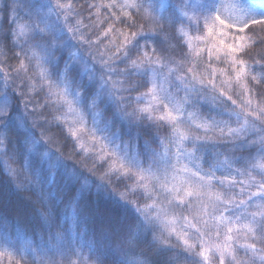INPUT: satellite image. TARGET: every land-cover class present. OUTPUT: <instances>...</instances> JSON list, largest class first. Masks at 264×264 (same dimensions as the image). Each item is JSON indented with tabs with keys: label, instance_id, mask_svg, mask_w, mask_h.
Segmentation results:
<instances>
[{
	"label": "snow or ice",
	"instance_id": "snow-or-ice-1",
	"mask_svg": "<svg viewBox=\"0 0 264 264\" xmlns=\"http://www.w3.org/2000/svg\"><path fill=\"white\" fill-rule=\"evenodd\" d=\"M50 10L67 38L49 42L19 0L0 4V82L23 109L19 119L15 107L0 105V162L15 188L39 185L16 164L10 122L39 128L48 143L46 126L127 182L119 197L141 220L128 243L150 234L155 264H264V37L255 38L264 18L240 0H51ZM65 50L70 58L54 77L50 65ZM74 65L94 89L83 106ZM102 100L156 126L152 164L127 146L122 156L89 127ZM24 139L28 153L48 159L41 140ZM76 235L55 231L42 245L0 247V264H99L98 250Z\"/></svg>",
	"mask_w": 264,
	"mask_h": 264
},
{
	"label": "clouds",
	"instance_id": "clouds-1",
	"mask_svg": "<svg viewBox=\"0 0 264 264\" xmlns=\"http://www.w3.org/2000/svg\"><path fill=\"white\" fill-rule=\"evenodd\" d=\"M143 22L138 20V23ZM49 42L53 36L48 35ZM86 79L75 76L72 79L73 89L87 88ZM94 93L88 96L89 101ZM99 119L106 131L98 134L97 128L89 119V127L105 139L110 147L119 146L120 154L124 155L125 146L130 154L144 163H153V156L160 148L156 126L146 120L132 121L123 118L116 103L112 100H102L97 104ZM41 140L43 151L53 155L55 159L68 165L73 176L72 180L62 181L50 190L37 191L32 189L21 194L26 201L35 207L36 223L40 230L33 233L44 240L50 232L60 231L71 234L77 232L75 239L92 244L98 250L99 264H132L141 260L144 264H155V253L149 247L151 235H140L133 245L128 243L129 237L137 231L141 220L134 208L122 201L119 193L125 190L126 181L116 174H106L107 162L101 163L94 153L85 154L75 143L62 136L55 129L45 134L52 137L44 143L39 128H31ZM23 143L24 134L15 135L12 143ZM223 150V146H216ZM210 157V152L207 154ZM211 161L209 160V163ZM17 166H23L17 159ZM39 185V184H38ZM35 190V195L33 191ZM46 195V200L40 195ZM47 211L51 222L44 220L43 212Z\"/></svg>",
	"mask_w": 264,
	"mask_h": 264
},
{
	"label": "trees",
	"instance_id": "trees-1",
	"mask_svg": "<svg viewBox=\"0 0 264 264\" xmlns=\"http://www.w3.org/2000/svg\"><path fill=\"white\" fill-rule=\"evenodd\" d=\"M44 1L45 0H19L21 12L25 15L32 12L41 26L45 28V31L55 36L54 29L50 25L51 17L48 14L49 8L47 7V2L45 1V5ZM2 3L3 0H0V4ZM240 3L247 9L250 16L264 18V0H240ZM85 15H87V13ZM257 33L258 35L255 37L257 40L264 37V33H259V29H257ZM57 40L60 39L57 38ZM68 48L69 47L65 45V49L67 50ZM66 50L61 53L57 61L52 62L50 65L54 77L59 75L57 70L62 66L63 59L70 58L67 56ZM72 72L74 76L81 79L82 82L86 79L87 73H83L78 66L74 65ZM93 93L94 89L91 83L88 84L87 88L82 89L81 106L84 104L85 97ZM18 101L19 97H17L10 88H4L2 82H0V105L7 104L15 107ZM15 112L17 118L23 119L22 107H15ZM69 119H71V116H69ZM89 119L92 120L90 113ZM92 122L97 128L98 134H102L106 131L102 120L99 118ZM10 126L13 127L15 135L20 132H23L24 137L27 138H33L38 135V133L27 124L25 127L19 128L10 122ZM26 143V139H24L23 143L17 142L15 147L18 153L17 159L35 178L41 191L50 190L62 181L73 179L68 165L55 159L51 154H49L48 159H40L36 154L28 153L25 147ZM38 147L40 151H43L42 145H38ZM50 160L55 161L54 166L49 165ZM13 166L15 167V165ZM33 194L35 195V190ZM34 213L35 207L30 201H26L20 191L15 188V185L4 170L3 163L0 162V247H8L9 250H14L23 248L29 242L42 245L44 239L33 235V233L40 230V226L36 223V216ZM5 264H7V261H5Z\"/></svg>",
	"mask_w": 264,
	"mask_h": 264
},
{
	"label": "rangeland",
	"instance_id": "rangeland-1",
	"mask_svg": "<svg viewBox=\"0 0 264 264\" xmlns=\"http://www.w3.org/2000/svg\"><path fill=\"white\" fill-rule=\"evenodd\" d=\"M45 1L47 2V7L49 8L48 9V14L51 17V24L50 25L54 29V35H55L56 39L57 38H59V39L67 38V35L68 34L63 29V25H62L61 21L58 20V18L56 17V15H54V14L51 13V10H50L51 0H45ZM46 2H45V5H46ZM65 45L67 47H71V41L68 40V42Z\"/></svg>",
	"mask_w": 264,
	"mask_h": 264
}]
</instances>
